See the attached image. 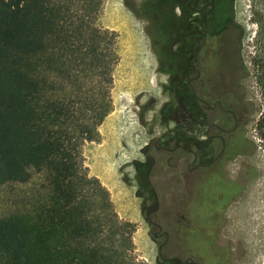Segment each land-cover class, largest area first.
Returning a JSON list of instances; mask_svg holds the SVG:
<instances>
[{
	"label": "rangeland",
	"instance_id": "obj_1",
	"mask_svg": "<svg viewBox=\"0 0 264 264\" xmlns=\"http://www.w3.org/2000/svg\"><path fill=\"white\" fill-rule=\"evenodd\" d=\"M194 1L103 0L100 12L91 20L100 30L115 32L118 60L111 84L101 77L111 110L98 126L99 140L85 142L81 151L88 175L107 190L117 222L130 223V228L111 240L131 264L157 261L158 244L163 239L155 240V228L147 215L170 233L162 248L164 257L189 254L183 216L190 218L189 207L194 210L197 206L193 185L203 170L167 137L202 138L207 122L224 128L234 125L229 113L218 108L210 111L203 102L206 99L210 105L215 99L216 72L230 69L238 73L246 98L257 106L263 103L254 79V57L264 52V0L213 1L214 9L205 24L207 36L197 55L199 62L196 70L188 73L194 68L203 36L198 25L203 11H194ZM72 55L65 49L48 50L39 58L38 75L54 85L52 96L79 98L85 90L90 103L96 98L90 99V73L81 72L88 62L79 63L76 54ZM170 64L179 66L181 76L173 95L165 88L169 74L163 69ZM167 102L171 106L163 115ZM258 116L259 112L251 115L243 127L255 139ZM218 133L214 127L208 130V134ZM211 142L214 154L220 149V139ZM215 172L222 180L245 177L243 190L219 211L215 226L219 248H230V264H264V146L227 160L222 167H215ZM156 198L159 208L155 212ZM3 199L0 197V210Z\"/></svg>",
	"mask_w": 264,
	"mask_h": 264
},
{
	"label": "trees",
	"instance_id": "obj_2",
	"mask_svg": "<svg viewBox=\"0 0 264 264\" xmlns=\"http://www.w3.org/2000/svg\"><path fill=\"white\" fill-rule=\"evenodd\" d=\"M102 3L0 0V197L4 198L0 264H131L111 240L130 223L117 222L107 190L88 175L81 151L85 142L99 140L98 126L111 110L102 81L112 82L118 60L116 34L91 22ZM52 49L68 50L79 63L88 62L81 72L90 73V99L96 97L90 103L85 90L80 99L50 94L54 85L38 71L40 56ZM163 69L169 74L165 88L173 95L174 85L181 81L180 68L170 64ZM218 79L223 86L222 106L234 112L233 128L219 126L218 152L213 154L211 148L214 134L205 136L206 131L202 138L167 137L203 170L192 195H196L195 207L207 215L211 214L208 209L225 208L245 183V177L222 180L215 167L264 146V52L254 57L255 84L263 98L260 106L246 98L238 73L222 70ZM170 106L165 103L163 115ZM256 112L255 139L243 127ZM212 126L207 122L206 128ZM220 151L218 160L211 162ZM202 249L211 253L209 244ZM221 251L229 261L230 248Z\"/></svg>",
	"mask_w": 264,
	"mask_h": 264
},
{
	"label": "flooded vegetation",
	"instance_id": "obj_3",
	"mask_svg": "<svg viewBox=\"0 0 264 264\" xmlns=\"http://www.w3.org/2000/svg\"><path fill=\"white\" fill-rule=\"evenodd\" d=\"M201 0H195L193 4V9L195 12H201L203 11L202 15L200 16V19L198 21V25L200 27V30L202 32V42L198 48L202 47L203 42L206 39L207 36V27H206V19L210 13H212V10L214 9V3L215 0H206L200 7H198V4ZM208 25L212 26V22L208 23ZM199 49V51H200ZM198 50V49H197ZM198 52H196V55H198ZM199 58V57H198ZM196 59V58H195ZM199 62V61H198ZM217 63L215 62V65ZM214 65V66H215ZM196 70V68H194ZM231 71L230 69H224V72ZM220 74L219 70L216 72V79L214 81V86L216 88L215 91V99L212 101V103L209 105L206 102V99L203 100V102L206 104L207 109L209 108L210 111L218 108L223 113H229L231 116L234 117V112L230 109L224 108L222 106L221 100L219 98V95L222 92L223 86L221 85V81L218 79V75ZM213 124V123H212ZM214 128H217L219 131V127L216 124H213ZM234 126H232L233 128ZM209 127L205 129L206 133L205 136L208 134ZM220 135L214 134V137H218ZM219 139V138H218ZM157 147V145H156ZM158 148V147H157ZM219 156L221 154L218 153ZM217 154V155H218ZM216 155V156H217ZM215 159L214 161H217ZM190 196V195H189ZM191 201V197H190ZM189 201V202H190ZM159 208V202L156 198V207L154 211L158 210ZM189 211L191 213L190 218H187L186 216H183L185 220V227H186V233H187V241H188V250L189 254L186 255L184 258L182 255L178 253H173L169 256L164 257L162 254V248L166 246L168 239L170 238V233L168 230L163 228V225L158 221H150L148 215L147 220L153 225L155 228V232L153 233V236L155 240H159L162 238L163 240L158 244L157 248V261L154 264H230V260L223 257L221 248L218 246V238L217 234H215L216 225L219 221V210H213L211 211L210 215H207L206 212H202L198 208L192 209V207H189ZM194 211V212H193ZM194 214V215H193ZM209 235V236H208ZM209 244L211 248V253L208 254L203 251L202 247Z\"/></svg>",
	"mask_w": 264,
	"mask_h": 264
},
{
	"label": "water",
	"instance_id": "obj_4",
	"mask_svg": "<svg viewBox=\"0 0 264 264\" xmlns=\"http://www.w3.org/2000/svg\"><path fill=\"white\" fill-rule=\"evenodd\" d=\"M202 40H203V39H202ZM202 40L200 41L199 46H200ZM199 49H200V47L198 48L197 52L199 51ZM195 58H196V61H195V63H194V68L197 67V63H198V61H199V58H198V56H197L196 54H195ZM158 141H159V139H158ZM219 153H220V152H219ZM218 156H219V154H218L217 156H215V157L212 159L211 162H213L215 159H217ZM211 162H209L208 164H210Z\"/></svg>",
	"mask_w": 264,
	"mask_h": 264
}]
</instances>
